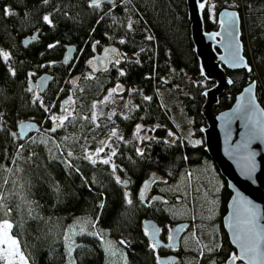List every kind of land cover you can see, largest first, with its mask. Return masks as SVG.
<instances>
[{"label":"trees","instance_id":"1","mask_svg":"<svg viewBox=\"0 0 264 264\" xmlns=\"http://www.w3.org/2000/svg\"><path fill=\"white\" fill-rule=\"evenodd\" d=\"M90 1L0 0V192L7 199L6 215L0 213V220L13 225L10 233L28 264H158L156 254L163 255V249L154 248L142 222L153 219L162 228L170 221L165 210L168 201L164 196V202L142 204L138 187L153 170L174 182L187 167L210 161L204 142L194 146L179 138L165 141L171 113L162 106L158 92L165 87L187 92L182 102L195 133L203 137L204 91L214 82L201 74L185 0H114L97 5ZM237 11L251 69L226 71L232 84L219 97L214 112L228 109L253 82L264 109V74L255 69L264 57V0H247ZM203 21L205 31L217 30L207 7ZM34 32H38L36 42L24 47L22 39ZM248 36L261 39L250 47ZM70 44L76 45L77 58L63 64L65 45ZM107 45L119 48L118 63L95 74L87 60ZM46 72L53 81L38 99L28 81ZM75 75H79L76 83L88 82L83 97L78 95L81 111L115 85L132 89L137 108L114 123L125 137L138 124L155 125L156 139L142 147L118 142L117 169L94 164L84 155V150L106 137L109 128L86 134L81 114L64 132L43 134L49 139L46 143H29L40 132L20 140L17 123L27 118L43 122L48 115L44 107L50 110L60 100L70 101ZM90 75L93 79L87 80ZM11 170L18 179L8 183ZM118 177L128 179L129 187L124 188ZM153 193H157L154 188ZM229 196L225 185V205ZM78 218L89 220L83 232L73 226ZM224 240L227 250L232 249L225 233Z\"/></svg>","mask_w":264,"mask_h":264},{"label":"water","instance_id":"2","mask_svg":"<svg viewBox=\"0 0 264 264\" xmlns=\"http://www.w3.org/2000/svg\"><path fill=\"white\" fill-rule=\"evenodd\" d=\"M114 0H91L90 4L112 3ZM190 35L194 52L199 60L201 74L214 84L204 91L206 101L202 115L206 126L201 128L204 138V149L216 166L220 176L226 182L230 196L226 202V212L222 218V226L229 243L235 253L231 254L225 264H264V109L258 102L253 82L245 86L234 99L233 104L225 110L214 112V106L219 97L232 84L226 71L246 69L251 66L244 56V46L241 39V18L236 9H221L216 18L217 30H204L203 11L207 0H185ZM204 7L201 8L200 5ZM38 32L22 39V45L27 47L36 42ZM116 46H106L100 54L87 60V67L94 73H100L108 68L109 57L118 54ZM77 53L76 45H65L61 61L68 64ZM79 75L71 79L76 84ZM53 81L50 73H42L28 81L31 90H37L38 98L43 95ZM69 102V98L62 101ZM46 107H44L45 109ZM58 122L51 123L49 129L43 128L36 120H22L16 125L18 138L26 140L33 134L43 130L55 133ZM166 181L158 171H151L142 181L137 190V198L142 204H148V196L156 182ZM122 186L128 188L130 181L124 179ZM151 201L164 202L165 197L155 194ZM189 222L176 223L165 242L160 235V225L153 219H145L142 229L154 248L171 247L178 249L180 240ZM259 233L261 256L252 259L253 253L247 257L243 247L250 246ZM237 257L233 261L232 257ZM176 254L161 255L158 264L177 262Z\"/></svg>","mask_w":264,"mask_h":264},{"label":"rangeland","instance_id":"3","mask_svg":"<svg viewBox=\"0 0 264 264\" xmlns=\"http://www.w3.org/2000/svg\"><path fill=\"white\" fill-rule=\"evenodd\" d=\"M247 0H207L206 7L212 21H216L218 12L223 8L238 9ZM248 15H243L244 20ZM249 35V33H248ZM248 44L252 47V43H256L261 39L260 37L250 39L248 36ZM103 47L96 49L100 53ZM127 57V56H126ZM77 58V55L75 59ZM119 57H112L110 64L116 65ZM259 75L264 74V57L261 58L259 64L255 68ZM261 73V74H260ZM93 79V75L87 77ZM87 81L84 83H76L69 88L68 96L71 100L64 104L61 108V100L58 104H53L50 108L48 118L50 121L58 122L59 129H68L72 126L74 118L81 114L84 118V131L89 134L94 128L108 127L109 130L104 139H101L94 148H87L84 150V155L94 164H109L114 169H117L115 155L116 145L118 142L128 143L135 142L139 147L144 146L149 140L156 139V130L159 128L154 126H145L138 124L134 127L133 133L129 137H125L116 127L114 120L120 113L113 114L111 109L109 112L105 108L116 107L121 112H126L137 108V104L133 101L132 89L121 88L117 85L109 88L106 93L98 100H92L87 109L82 114L78 95L82 98L85 94ZM35 94V91H33ZM187 92L177 87H165L161 89L159 99L164 108H167L171 113V128L166 129L165 141L171 139H182L189 142L191 145L199 146L202 144L203 137H198L195 133L193 121L191 116L187 113L186 108L182 102V95ZM84 105V104H83ZM105 111V112H104ZM102 115V116H101ZM56 117L57 119H53ZM126 117V116H124ZM32 119V118H27ZM26 120V119H25ZM82 121V123H83ZM139 128V131L137 129ZM115 132V135H113ZM94 133V132H91ZM38 134V133H37ZM46 135L40 134L29 140L41 141L46 143ZM113 153H115L113 155ZM107 160L108 163H104ZM17 169V168H16ZM14 170L10 172V180L18 179ZM220 176L213 162L202 161L199 164L187 167L184 172L174 182H156L154 188L157 193L165 196L168 204L165 210L170 213V221H167L161 228L165 233V239L168 240L170 231L178 222H189L190 227L185 231L180 240V246L177 249V255L185 264H225V259L230 253L225 254L222 246V221L221 215L225 209L224 203V180ZM124 178L118 177V182L121 183ZM6 185V184H5ZM8 185V184H7ZM151 197V196H150ZM6 198H3L0 192V213L6 215ZM150 200V199H149ZM9 222L8 219H4ZM4 220H0L2 223ZM89 220L87 218H78L73 222V226L79 228L83 232L88 226ZM94 229L95 227H90ZM11 234V233H10ZM3 247V246H0ZM20 251V248H19ZM21 252V251H20ZM22 253V252H21ZM23 254V253H22ZM156 255L159 254L157 253ZM24 256V255H23ZM7 257V258H5ZM25 258V256H24ZM9 260L12 264H22L19 256H10L7 252H0V264H8ZM27 261V259L25 258ZM28 264V261H27Z\"/></svg>","mask_w":264,"mask_h":264},{"label":"snow or ice","instance_id":"4","mask_svg":"<svg viewBox=\"0 0 264 264\" xmlns=\"http://www.w3.org/2000/svg\"><path fill=\"white\" fill-rule=\"evenodd\" d=\"M200 7L203 8L204 5L201 4ZM44 19L47 21L48 17L45 16ZM53 119L55 120L57 118L53 117ZM137 131H139V128L137 129ZM113 135H115V132H113ZM114 154L115 153H113V155ZM104 163H108V161L105 160ZM12 227L13 225L7 220H4L2 223H0V246H3L0 247V252H7V254L10 256H19V259L22 262V264H27V261L25 260L23 254L19 251L18 241L15 238H13V236L10 234ZM255 235L257 236V239H255L250 246H245L242 249L245 257H247L250 252L253 253L254 254L252 257L253 260L261 256V251H260L261 243H260L259 233H256ZM236 258L237 257L233 256L232 257L233 261H235ZM8 264H12V261L9 260Z\"/></svg>","mask_w":264,"mask_h":264},{"label":"flooded vegetation","instance_id":"5","mask_svg":"<svg viewBox=\"0 0 264 264\" xmlns=\"http://www.w3.org/2000/svg\"><path fill=\"white\" fill-rule=\"evenodd\" d=\"M99 4V3H98ZM95 5H97V4H95ZM107 46H110V45H107ZM112 46H115V45H112ZM104 47H106V46H104ZM103 47V48H104ZM117 47V46H116ZM103 48H102V50H103ZM118 48V47H117ZM101 50V51H102ZM118 54H114V55H112V56H110L109 57V63H108V66L110 65V61H111V58L112 57H120V50H119V48H118ZM101 53V52H100ZM100 53H97L96 51H95V54L94 55H97V54H100ZM93 55V56H94ZM107 70V69H106ZM103 72V71H102ZM94 73V72H93ZM101 73V72H100ZM95 74H98V73H95ZM39 76V75H38ZM31 91H35V95L37 96V98H38V92H37V90H31ZM42 97V95L39 97V98H41ZM38 98V99H39ZM64 106H63V104H62V102H61V108H63ZM113 110V114H115V112L116 113H120V115H123V116H117V115H115L117 118H123L124 116H128V114L130 113V111L128 110V112H126V115H125V113L124 112H121L119 109H117L116 107H111V108H108V107H106L105 108V111L107 110L108 112L110 111V110ZM104 111V112H105ZM45 113L46 114H50V110H48L47 108H45ZM48 115H46L47 117L46 118H44V120H43V122H39V121H37L43 128H45V129H49L50 128V126H51V123H52V121H50V118H48ZM102 116V115H101ZM33 119V118H32ZM205 126H206V124H205ZM58 129H59V123H58ZM57 129V130H58ZM40 133H42V134H52V133H48L47 131H45V130H43V131H41ZM214 164V163H213ZM216 167V166H215ZM217 169V168H216ZM223 180V179H222ZM223 183L224 184H226V182L225 181H223ZM153 188H154V186L152 187V190H151V192H150V194H149V196H148V198L150 199L154 194H157V193H153ZM155 189V188H154ZM151 196V197H150ZM223 199V198H222ZM225 209H226V205H225ZM225 212L226 211H224L221 215H223L224 216V214H225ZM223 216H222V218H223ZM222 218H221V221H222ZM174 226V225H173ZM189 227H190V224H189ZM188 227V228H189ZM187 228V229H188ZM187 229H185V231L187 230ZM185 231L183 232V234L185 233ZM221 232H222V238H223V242H222V246H223V248H224V250H225V254L227 255L228 253H230V255L231 254H233V253H235V251L233 250V248L232 249H230V250H227V243L225 242V240H224V229H223V226H222V228H221ZM162 230L160 231V235H161V238H162ZM182 234V235H183ZM170 235V234H169ZM225 235H226V233H225ZM226 238H227V240H228V237H227V235H226ZM163 239V238H162ZM168 239H169V237H168ZM165 242H167L168 240H166V239H163ZM228 242H229V240H228ZM230 244V243H229ZM231 246V245H230ZM162 249H163V255H169V254H176L177 253V249H173V248H171V247H161ZM160 248V249H161ZM160 255H162V254H160L159 253V256ZM177 255V254H176ZM229 255V256H230ZM158 256V255H157ZM178 256V255H177ZM228 256V257H229ZM179 257V256H178ZM227 259V258H226ZM226 259H225V261H226ZM225 263V262H224ZM169 264H183V262L181 261V258L179 257V260L177 261V262H171V263H169Z\"/></svg>","mask_w":264,"mask_h":264}]
</instances>
